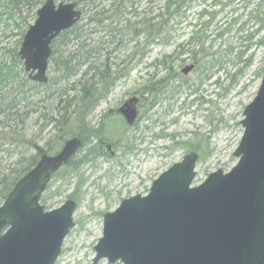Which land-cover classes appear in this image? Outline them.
<instances>
[{
    "label": "rangeland",
    "instance_id": "1",
    "mask_svg": "<svg viewBox=\"0 0 264 264\" xmlns=\"http://www.w3.org/2000/svg\"><path fill=\"white\" fill-rule=\"evenodd\" d=\"M85 1L54 0L56 5L74 3L81 12L77 26L85 33L82 41L86 39V50L100 43L112 52L108 63L118 69H112L114 82L108 95L88 116L77 106L80 97L75 91H69L63 98L65 106L57 109L56 90L64 84L52 86L58 78L55 58L76 50L75 43L68 42L72 36H60L53 41L58 54L49 59L46 73L53 84L39 88L38 96L30 99L33 103L23 104H34L29 110L32 113L26 122V135L38 134V149L45 151L59 129L61 144L55 149L61 150L74 139L81 142L67 163L51 174L40 200L45 211L66 202L75 206L73 227L55 264H92L93 248L102 236L103 216L127 198L145 196L152 182L186 155L198 158L193 187L218 170L228 173L238 162L233 152L244 131L243 111L255 98L264 76V0H173L168 11V42L149 44L141 61L139 50L145 43L142 39L127 44L133 36L130 26L141 19L140 14L153 18L161 13L165 0ZM35 20L36 16L28 19L29 27ZM25 27L24 35L29 29ZM19 33L14 26L0 25V69L14 67L19 71L17 85L27 81L35 84L17 66L24 37ZM178 46L181 48L175 52ZM163 58L170 75L163 71L165 66L155 67ZM187 66L194 68L184 76L181 71ZM16 84L11 87V95L9 88L2 90L4 105L7 96L17 91ZM132 96L146 101L138 106L137 120L130 127L116 113L108 112L117 110ZM63 108L66 111H61ZM63 114L65 124L56 130V124L48 120L56 121ZM81 126L89 132L85 145L78 135ZM0 157L2 173L15 159L7 160L4 153ZM79 159L86 162L75 168L68 166Z\"/></svg>",
    "mask_w": 264,
    "mask_h": 264
},
{
    "label": "water",
    "instance_id": "2",
    "mask_svg": "<svg viewBox=\"0 0 264 264\" xmlns=\"http://www.w3.org/2000/svg\"><path fill=\"white\" fill-rule=\"evenodd\" d=\"M81 15L74 3L53 0L37 10L18 52L30 81L48 83L51 44ZM193 68L181 73L187 76ZM145 101L131 97L108 113L121 115L131 127ZM243 117V135L233 152L238 162L228 173L218 170L193 187L198 158L186 155L154 180L145 196L127 198L103 216L92 264H264V76ZM79 146L74 139L59 153L41 157L9 192L0 206V264L56 263L75 206L66 202L45 211L40 197L51 174Z\"/></svg>",
    "mask_w": 264,
    "mask_h": 264
},
{
    "label": "trees",
    "instance_id": "3",
    "mask_svg": "<svg viewBox=\"0 0 264 264\" xmlns=\"http://www.w3.org/2000/svg\"><path fill=\"white\" fill-rule=\"evenodd\" d=\"M82 1L84 0H77V4H81ZM88 1H92L93 3L94 0H86L85 2ZM172 1L173 0H165L163 7L160 9L161 13L153 18H147V13L144 15L140 14L141 19L133 26H130V30L133 29V36H131L127 44H137L142 39L145 43L139 50L140 61L145 57L149 44L155 43L158 45H166L165 43L168 42L169 34L167 33V29L169 25L168 19L170 17L168 11L171 8ZM182 2V4H184V1ZM43 3L44 0H0V25L4 24L6 27L14 26L15 29L20 30L23 37L26 30H22V27L27 25L25 28H29L27 22L28 19H35L36 11ZM81 10L82 12L84 11L83 9ZM132 13L134 14V11ZM84 34L82 27L75 25L71 30L60 35L66 39L72 36L71 40H68V42L75 43L74 47L76 50L68 53L66 57L62 54L57 55L54 66L58 78L54 84L53 82H49L44 87H51L50 83L53 84L52 86L64 84V87L60 86V88H57L56 90L55 97L57 109L60 106H65L66 101L63 100V98H67V93L69 91H75L80 97L77 106L79 105L81 107V112L85 116H88L97 107L100 100L108 95L114 82V79L111 78L112 69L117 70L118 67H116L114 63H108V58L112 52L107 51L106 48L104 49V44L97 43L94 44L91 49L86 50V39L82 41ZM180 48L181 46H178L175 52H178ZM104 51H106L105 55L103 54ZM56 54L58 53L54 45V47L52 46L53 57ZM164 58L159 61L155 67L165 66L166 62ZM192 59L195 60L196 58ZM16 61L20 73H23L21 61H19V59ZM122 63L124 64V62ZM126 70V68L123 69L122 73ZM168 70L169 69H167L166 66L163 68L166 75H170V71L168 72ZM18 75L19 71H16L14 67L5 70L2 68L0 69V154L4 153L7 160L15 159L14 162L8 165L7 170L0 173V206L16 182L37 164L42 155H55L56 152L60 150L55 149V147H60L61 144V130L57 129L59 126L65 124L63 116L66 113L60 116L61 118L56 121L48 120L56 124L55 129L58 131L57 135L51 139L53 140V145L50 141L48 142L47 145L49 146H45V151L38 149V134L32 133L33 135L28 137L26 135L29 131V129L27 130L26 128V122L32 113L31 111L29 112V110L34 104L25 107L23 104L26 102L33 103L30 99L38 96V89L43 86L31 84L27 80H24L27 81V83L23 82L20 85H17ZM126 76L127 73H124V77ZM76 77H78L77 80H73ZM14 84L18 86L16 88L17 91L9 98V95L12 94L11 87ZM69 85L70 88L68 87ZM100 86H103V88L100 89ZM6 88H9L8 91L10 93L7 96V104L4 105L2 102L3 100L5 101V98L2 95V90H5ZM61 111H66V109L63 108ZM11 122H14L15 126H11ZM80 128L82 129L81 133ZM80 128L78 135L84 138L83 143L85 145L89 142L87 136L89 132L85 130L84 126H81ZM85 162V160L79 159L78 162H74V164L71 162L68 166L75 168L79 163L83 164ZM43 207L45 209L46 206Z\"/></svg>",
    "mask_w": 264,
    "mask_h": 264
},
{
    "label": "flooded vegetation",
    "instance_id": "4",
    "mask_svg": "<svg viewBox=\"0 0 264 264\" xmlns=\"http://www.w3.org/2000/svg\"><path fill=\"white\" fill-rule=\"evenodd\" d=\"M119 2H122V0H119ZM116 116H119V115H116ZM104 152V151H103Z\"/></svg>",
    "mask_w": 264,
    "mask_h": 264
}]
</instances>
